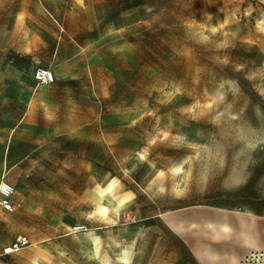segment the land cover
<instances>
[{"label": "rangeland", "instance_id": "1", "mask_svg": "<svg viewBox=\"0 0 264 264\" xmlns=\"http://www.w3.org/2000/svg\"><path fill=\"white\" fill-rule=\"evenodd\" d=\"M2 86L34 94L0 264H200L223 214L264 239V0H0Z\"/></svg>", "mask_w": 264, "mask_h": 264}, {"label": "crops", "instance_id": "2", "mask_svg": "<svg viewBox=\"0 0 264 264\" xmlns=\"http://www.w3.org/2000/svg\"><path fill=\"white\" fill-rule=\"evenodd\" d=\"M9 92H10V89L7 88V86H2V88L0 89V111L2 110L3 107L10 105V106L15 107L16 110L19 108V114L17 115V117L13 118L10 122L0 121V177L2 178L4 177L6 171H8L11 168H16L17 166L22 164V162L27 158L28 154L25 153L23 155L18 156L15 160L12 161L11 143H12V138H13L14 133L23 123L25 116L27 115V112L29 111V108L31 107L32 97L34 94L32 93L30 95L28 93L27 95L28 100L14 101L13 97L9 95ZM212 214L214 213H210V212L205 213V215H207L208 218H212L213 216ZM193 227H199V224L197 223ZM199 230L201 231L202 236L215 242V243H212V242L206 241V243H203L201 241L197 247L193 248L194 256L200 264H225L228 258L226 253L232 254L230 257V261L228 262L229 264H234L235 262H238L236 261L237 254L234 252H231L229 249L230 247L228 246V244L225 243V241L229 240L230 243L239 242V244L241 245L237 235H232L231 238L230 237L226 238L228 235L221 236L219 238H214L212 237L211 234H209V232H206V230H203V228L199 227ZM240 239L242 240L243 237L241 236ZM10 244H8V246ZM230 246L234 247L232 243L230 244ZM217 256H219L220 258H217Z\"/></svg>", "mask_w": 264, "mask_h": 264}, {"label": "bare ground", "instance_id": "3", "mask_svg": "<svg viewBox=\"0 0 264 264\" xmlns=\"http://www.w3.org/2000/svg\"><path fill=\"white\" fill-rule=\"evenodd\" d=\"M113 186L114 181L109 182L106 187L101 188V195L110 193ZM207 225L214 238L240 231L245 244L248 246L247 252L244 255V262L249 264H264V243H262L264 239L260 236L259 229L253 226V221L249 222L244 217H238L235 221L223 214L215 220L207 221ZM124 261H126V258Z\"/></svg>", "mask_w": 264, "mask_h": 264}, {"label": "built area", "instance_id": "4", "mask_svg": "<svg viewBox=\"0 0 264 264\" xmlns=\"http://www.w3.org/2000/svg\"><path fill=\"white\" fill-rule=\"evenodd\" d=\"M34 80L36 84H49L53 82L52 72L43 67H38L34 71ZM13 193V187L7 182H0V205L6 211H13L15 205L11 200V195ZM28 243L26 237L19 236L15 239L13 243L3 249L4 253H12L19 250L21 247Z\"/></svg>", "mask_w": 264, "mask_h": 264}]
</instances>
